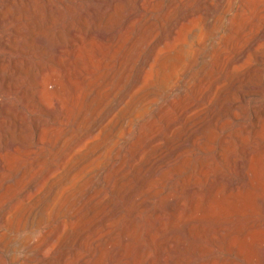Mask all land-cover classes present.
Listing matches in <instances>:
<instances>
[{
  "label": "bare ground",
  "instance_id": "obj_1",
  "mask_svg": "<svg viewBox=\"0 0 264 264\" xmlns=\"http://www.w3.org/2000/svg\"><path fill=\"white\" fill-rule=\"evenodd\" d=\"M207 3L0 0V264H264V0Z\"/></svg>",
  "mask_w": 264,
  "mask_h": 264
},
{
  "label": "rangeland",
  "instance_id": "obj_2",
  "mask_svg": "<svg viewBox=\"0 0 264 264\" xmlns=\"http://www.w3.org/2000/svg\"><path fill=\"white\" fill-rule=\"evenodd\" d=\"M198 1H201V2H198ZM207 1L208 0H191L192 7H191V14L190 15L192 16L193 19L189 15V17L187 19L188 21L184 20V24H186L185 28L191 29L195 25L200 24L203 27V29H204V24H205L206 20L209 18V13L212 12V9H210ZM198 17H200V18H198ZM252 22H253L252 26L250 27V29L246 30L244 38H246L248 33L253 32L256 29V27H258V25L260 24V19L259 18H254ZM224 24H225V19H223V18L217 24L215 23V25L213 26V28L211 30L212 39L217 38L218 34L222 33ZM238 43H239V41L235 42V47L238 45ZM206 48L207 47L200 48V51L198 52V55H196V60L194 58V60L189 63L187 71H186L187 75H189V74H191V73H193L195 71L198 62H200V60L205 55ZM247 102L248 101H245V104ZM236 123H237L236 121L233 122V124H236ZM263 132H264V129H263ZM231 148H234V144L231 146ZM227 157H228V155L226 153V158H225V161H226L225 162V165H226V168H225V181H226V183H228V181H229L228 177L231 178V182L234 185H236V184L241 185V183H245L250 177V174H249L250 172L248 170H247V172H244V171H246V169L242 168V165L244 164V161H245L244 156L242 155V157L239 158L238 155H235L234 157H231L230 159L227 158ZM261 175L264 178V171H263V173ZM247 189L249 190V187L247 185H245L244 187L243 186L240 187L239 191L241 190V192H239V191L238 192L240 194H243V195H246L248 193L246 196H249V197L250 196L252 197V196L255 195V189L254 188H250V190H249L250 193L248 192ZM252 190H253V192H252ZM245 191H246V193H245ZM252 193H254V194H252Z\"/></svg>",
  "mask_w": 264,
  "mask_h": 264
}]
</instances>
